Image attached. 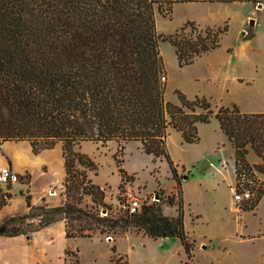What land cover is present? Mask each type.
Segmentation results:
<instances>
[{
  "label": "trees",
  "instance_id": "16d2710c",
  "mask_svg": "<svg viewBox=\"0 0 264 264\" xmlns=\"http://www.w3.org/2000/svg\"><path fill=\"white\" fill-rule=\"evenodd\" d=\"M161 2L0 0V144L26 141L38 154L60 142L65 173L61 206L33 207L26 194L28 212L4 222L0 236L28 235L56 221L64 222L65 238L109 231L118 237L134 231L151 239L177 238L188 259L181 264H192L180 202L175 217L164 216L158 202L141 207L137 214L110 218L80 208L82 196L102 204L103 194L86 175L96 166L78 147L86 141L138 142L145 155L166 161L180 194L166 151L167 129L179 132L184 143H197V124L211 118L234 150L235 180L243 175L244 185L251 187L253 197L242 203V210L256 207L264 182L256 188L249 180L264 175V112L245 114L232 106L213 113L205 98L188 100L179 91H175L179 105H174L163 99L165 84L160 81L164 70L159 40L173 47L178 66L183 67L217 48L226 26L199 30L186 22L173 34H157L154 10ZM172 3L167 0L168 6ZM248 150L258 164L247 163ZM113 158L120 181L131 180L115 154ZM9 198L0 191V207ZM72 264H78L76 257ZM109 264L127 263L113 257Z\"/></svg>",
  "mask_w": 264,
  "mask_h": 264
},
{
  "label": "rangeland",
  "instance_id": "374dc122",
  "mask_svg": "<svg viewBox=\"0 0 264 264\" xmlns=\"http://www.w3.org/2000/svg\"><path fill=\"white\" fill-rule=\"evenodd\" d=\"M154 20L156 33L163 35L176 31L186 22L193 23L199 30L224 26L227 29L220 36L217 49L183 67L178 66L173 47L167 41H158L165 72L160 81L167 79L163 93L166 102L179 105L175 94L178 88L180 93L188 96H211L206 100L213 113L220 107L232 106L240 112L264 111V0H173L171 6L167 5V0H162L159 10L155 7ZM254 37L255 41L248 46L238 47ZM232 76H236V81L241 84L233 83ZM196 128L197 143H184L181 134L170 128L167 129L170 138L166 134L165 141L174 165L196 167L178 173L180 184L191 171L194 173L184 185L190 206L183 205L181 194L172 187L166 161L141 154L140 143L133 141H109L104 145L89 141L81 143L82 151L88 153L96 166L95 171L86 172L87 178L102 190L104 205L98 201L93 203L89 196H82L79 206L86 211L97 210L99 217H104L103 210H111L116 201L135 197L142 206L158 202L164 216L175 217L180 202L182 213L185 212V234L192 243V264H262L264 194L253 210H242V204H235L233 212L232 189L238 183L235 180L229 190L228 179L231 182L234 177L233 151L229 143L223 147V141L228 140L214 118ZM57 145L61 148L60 142ZM114 154L120 168L123 169L124 164L126 171L136 172L134 175L125 172L131 180L120 181ZM246 161L250 166L258 164V158L251 150H248ZM217 167L224 177L213 174V178L203 180L202 169ZM195 178L202 181L200 186ZM54 179L59 181V175L54 174ZM28 181L29 175H24L19 182ZM263 182V174H255L249 180L250 186L256 188ZM54 189L64 195L63 182ZM170 197L174 198L171 205L168 204ZM116 216L119 215L113 211L107 212V218ZM196 216L199 217L195 219ZM57 245L66 247L65 263L61 264H72L75 257L78 264H109L113 257H121L127 264H179L188 260L177 238L151 239L134 231L118 237L112 231L103 236L71 237Z\"/></svg>",
  "mask_w": 264,
  "mask_h": 264
},
{
  "label": "crops",
  "instance_id": "0c3cea01",
  "mask_svg": "<svg viewBox=\"0 0 264 264\" xmlns=\"http://www.w3.org/2000/svg\"><path fill=\"white\" fill-rule=\"evenodd\" d=\"M174 32L175 30L166 35L173 34ZM254 39H256V37H254L248 43L239 44L238 47L244 48L248 46L249 43H251L252 41H255ZM235 78L236 76H232L230 79L235 84H241L237 82ZM166 82L167 79L164 82L165 87H166ZM177 90L180 91L178 88ZM223 90L227 92L226 88H224ZM182 94L188 100L190 99L193 100L194 98L198 97L195 94L192 96L185 95L183 92ZM200 98L211 99L212 97L201 95ZM213 99L222 102L217 98H213ZM230 105L232 106L235 104L230 103ZM241 112L245 114H259V113H263L264 111L263 112L241 111ZM199 125L197 124V126ZM173 131L176 132L175 130ZM167 138H170L169 134H167ZM177 139H180L179 141H181V138H178V136ZM227 143L229 142L223 141V147ZM228 145L233 151V171H234V150L230 144ZM82 150L83 149L80 144L78 147V151L87 156L88 153H85ZM141 154L144 153L142 152ZM150 157L151 156H149L148 158ZM3 167H8L12 173L17 175V177H23L24 175H29V181L27 183H23V182H19L18 180L13 183H8L10 184V186H8V184L5 185L0 184L1 193H7L10 195V198L7 200V203L4 206L0 207V226L10 218L21 216L28 212V207L26 205V201L24 198V195L26 194L30 196V204L33 207L44 206L46 208H53V207L61 206L63 204L64 195L60 194L59 192L57 193V191H55L54 189V187L60 185L63 182L65 176L64 161L62 158V152L59 145H56L53 149L43 150L38 154H34L32 152L30 144L26 141L1 143L0 168ZM174 167L176 169L177 175L178 173H180V171H183L184 169L194 170L196 168L190 164L187 165L186 167L184 165H180V166L174 165ZM214 169L218 171H215ZM123 170L128 175L136 174V172L134 171L133 172L126 171L124 164H123ZM201 173L203 180L213 178L214 177L213 174L218 175L219 177H224V175L222 174V172L219 170L218 167L213 168L211 170L202 169ZM54 174H57V176L59 175V181L58 179L53 180ZM192 177H194L193 171H191V174L189 176L183 178L180 184V194L182 197V202L183 205L186 207L190 206V204L187 203L184 185ZM195 180L197 181L198 186L202 184V181L199 178H195ZM234 182H235V174L234 177H232L231 182L228 179L229 190H230V186L234 184ZM172 187L175 189L174 181ZM231 205H232L231 209L234 212L235 203L233 200H231ZM183 214H184L183 229H184V233H186L185 212ZM198 217L199 216H196L195 219H197ZM65 239L67 238H65V224L63 221H56L54 223L49 224L45 228L30 233L28 235L0 236V264H61L62 262L65 263L64 252L66 250V247H64L63 245L59 247L57 245L61 240L64 243ZM181 263L183 262L181 261L179 264Z\"/></svg>",
  "mask_w": 264,
  "mask_h": 264
},
{
  "label": "built area",
  "instance_id": "2783aa9c",
  "mask_svg": "<svg viewBox=\"0 0 264 264\" xmlns=\"http://www.w3.org/2000/svg\"><path fill=\"white\" fill-rule=\"evenodd\" d=\"M164 78L161 77L160 80H163ZM18 181L17 175L11 172V170L8 167H3L0 168V184H8V183H13ZM244 176L241 175V177L238 180L237 187L235 186L232 189V196H233V201L235 204H242L244 202H247L251 200L253 197V193L251 191V187H246L244 185ZM99 190H101L99 188ZM102 191V190H101ZM143 204L141 201H139L138 198L135 197H128L124 198L122 200H118L115 202V204L112 206L111 210L108 211H113L114 213L121 215V216H131L134 214H137ZM107 209L103 210L105 213L104 217H107Z\"/></svg>",
  "mask_w": 264,
  "mask_h": 264
},
{
  "label": "water",
  "instance_id": "95a60500",
  "mask_svg": "<svg viewBox=\"0 0 264 264\" xmlns=\"http://www.w3.org/2000/svg\"><path fill=\"white\" fill-rule=\"evenodd\" d=\"M258 7H260V6H258ZM2 232V229H0V233Z\"/></svg>",
  "mask_w": 264,
  "mask_h": 264
},
{
  "label": "bare ground",
  "instance_id": "6f19581e",
  "mask_svg": "<svg viewBox=\"0 0 264 264\" xmlns=\"http://www.w3.org/2000/svg\"><path fill=\"white\" fill-rule=\"evenodd\" d=\"M51 195H53V194H51Z\"/></svg>",
  "mask_w": 264,
  "mask_h": 264
}]
</instances>
